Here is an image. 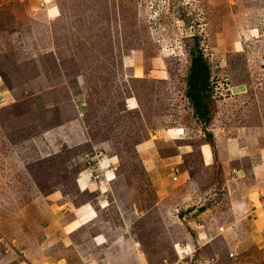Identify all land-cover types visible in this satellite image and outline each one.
Segmentation results:
<instances>
[{"label": "rangeland", "instance_id": "1", "mask_svg": "<svg viewBox=\"0 0 264 264\" xmlns=\"http://www.w3.org/2000/svg\"><path fill=\"white\" fill-rule=\"evenodd\" d=\"M262 150L264 0H0V220L30 210V264H264Z\"/></svg>", "mask_w": 264, "mask_h": 264}, {"label": "trees", "instance_id": "2", "mask_svg": "<svg viewBox=\"0 0 264 264\" xmlns=\"http://www.w3.org/2000/svg\"><path fill=\"white\" fill-rule=\"evenodd\" d=\"M197 48V44L194 45ZM190 54L189 65L185 80L184 97L187 100L192 116L203 124L209 121L208 108L209 68L199 51Z\"/></svg>", "mask_w": 264, "mask_h": 264}, {"label": "crops", "instance_id": "3", "mask_svg": "<svg viewBox=\"0 0 264 264\" xmlns=\"http://www.w3.org/2000/svg\"><path fill=\"white\" fill-rule=\"evenodd\" d=\"M138 148H139V146L136 147V149H138ZM263 151L264 150L261 151L260 155L264 154ZM139 155H140V158L142 159L143 162L148 160L146 151L140 152ZM262 159L264 160V156H263V158L261 157V160ZM263 160H262V162H260L261 164L263 163L262 165H264ZM251 169H252L251 173H253L254 168H251ZM251 207H253V206H251ZM196 212L201 213V212H203V210H202V208H198V210H196ZM249 212L253 213L254 216H256V215L258 216V214H257L258 210H256V209H251V211H249ZM20 213H21V217H27L26 220L29 221L25 226L18 225L20 223L17 221V218H20ZM24 213H25L24 211H21V210L19 211L18 209H16L14 212H11V214L9 216H6L7 220H0V223H3L4 225H9L13 228V232L15 233V237H18L17 234H20V232H21L20 236L22 239L21 240L22 246H19V248H16L14 245L15 238L13 239L11 236L4 235L3 231L0 229V256H1L0 263L7 259V258L4 259L6 255H3V254L6 253V251L4 250V247L8 246L9 250L10 251L12 250V254L16 253L18 255H22L23 258L25 259L26 264H30V219H29L30 218V210L26 211L27 215H24ZM259 228L260 227L255 226L254 230H252V231H250V233H248V237L252 239L253 243H254V240L256 239L255 234L259 233ZM19 230H20V232H19ZM14 248L22 250V251L16 252V251H14ZM1 250H3V254L1 252ZM2 257L4 260H2ZM9 260H10V258L6 261H9Z\"/></svg>", "mask_w": 264, "mask_h": 264}, {"label": "bare ground", "instance_id": "4", "mask_svg": "<svg viewBox=\"0 0 264 264\" xmlns=\"http://www.w3.org/2000/svg\"><path fill=\"white\" fill-rule=\"evenodd\" d=\"M50 15V14H49Z\"/></svg>", "mask_w": 264, "mask_h": 264}]
</instances>
